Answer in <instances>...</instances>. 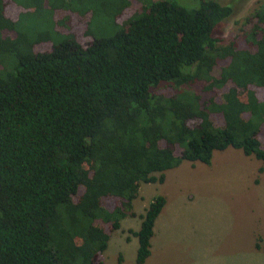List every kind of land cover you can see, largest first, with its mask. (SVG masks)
<instances>
[{"label": "trees", "instance_id": "1", "mask_svg": "<svg viewBox=\"0 0 264 264\" xmlns=\"http://www.w3.org/2000/svg\"><path fill=\"white\" fill-rule=\"evenodd\" d=\"M128 1L16 0L22 12L9 18L0 0V264H100L109 235L95 221L116 229L135 216L139 183H161L182 160L209 164L227 147L264 163V0L242 23L247 48L215 35L230 2L138 0L116 24ZM62 10L88 13V44L56 27ZM94 16L111 32L92 34ZM39 42L48 49L34 51ZM105 197L119 206L108 210ZM164 204L154 195L126 230L135 264L150 254Z\"/></svg>", "mask_w": 264, "mask_h": 264}, {"label": "rangeland", "instance_id": "2", "mask_svg": "<svg viewBox=\"0 0 264 264\" xmlns=\"http://www.w3.org/2000/svg\"><path fill=\"white\" fill-rule=\"evenodd\" d=\"M219 1L232 3L234 11L218 24L215 35L220 36L221 44L234 40L239 47L247 48L242 23L262 0ZM128 2L115 16L116 24L140 10L138 0ZM3 3L6 17L15 18L22 12L16 0H3ZM87 17L88 13L79 16L65 10L54 14L56 27L62 32H73L84 46L90 41V35L84 33ZM107 21V17H92L89 31L98 34L104 27L110 33ZM48 47L49 42H39L32 48L43 51ZM225 62L226 59L219 60L217 66ZM193 87L197 88L194 84ZM213 89V99L219 102V90ZM170 90L162 86L157 91L169 95ZM209 118L214 126L223 123L216 111L210 112ZM196 122L195 118L187 120L189 125ZM256 137L264 147L263 123ZM163 175L164 182L139 183L131 202V211L136 215L121 218L118 228L112 229L110 221H95L109 235L106 248L96 256V261L116 264L117 255L121 254V264H135L137 240L126 230L138 228L137 214L161 191L165 204L156 218L150 254L142 264H264V163L253 155H244L240 149L227 147L214 150L209 164L182 160L176 167L163 171ZM102 203L108 210L119 206V200L112 197L103 198Z\"/></svg>", "mask_w": 264, "mask_h": 264}, {"label": "crops", "instance_id": "3", "mask_svg": "<svg viewBox=\"0 0 264 264\" xmlns=\"http://www.w3.org/2000/svg\"><path fill=\"white\" fill-rule=\"evenodd\" d=\"M166 180V179H165ZM165 180H163V182L165 181ZM149 184H152V183H149ZM160 185V184H159ZM161 193V195H163L164 196V193L163 192H161V191H159L158 192V194H160ZM158 216V215H157ZM157 218V217H156ZM156 222H157V220L155 219L154 220V224H153V228H152V230H153V234H154V229H155V226H156ZM153 234H152V236H153ZM151 236V237H152ZM151 239V238H150Z\"/></svg>", "mask_w": 264, "mask_h": 264}]
</instances>
